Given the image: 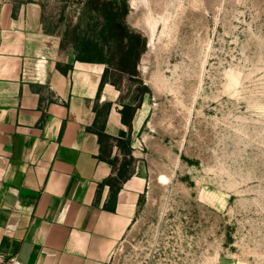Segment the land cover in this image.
Wrapping results in <instances>:
<instances>
[{
	"label": "rangeland",
	"instance_id": "obj_1",
	"mask_svg": "<svg viewBox=\"0 0 264 264\" xmlns=\"http://www.w3.org/2000/svg\"><path fill=\"white\" fill-rule=\"evenodd\" d=\"M43 1L66 48L103 0ZM118 2L148 49L112 79L151 112L146 192L110 264H264V0Z\"/></svg>",
	"mask_w": 264,
	"mask_h": 264
},
{
	"label": "crops",
	"instance_id": "obj_2",
	"mask_svg": "<svg viewBox=\"0 0 264 264\" xmlns=\"http://www.w3.org/2000/svg\"><path fill=\"white\" fill-rule=\"evenodd\" d=\"M62 36L43 0H0V259L110 264L146 192L140 134L151 108L102 83L106 65L78 61ZM131 158L128 179L112 189L107 180Z\"/></svg>",
	"mask_w": 264,
	"mask_h": 264
},
{
	"label": "trees",
	"instance_id": "obj_3",
	"mask_svg": "<svg viewBox=\"0 0 264 264\" xmlns=\"http://www.w3.org/2000/svg\"><path fill=\"white\" fill-rule=\"evenodd\" d=\"M89 4V8L95 11L96 16L90 15L84 25H77L66 32V37L78 52L77 60L106 65L102 83L109 81L117 85L112 79L113 72L137 77L141 57L148 49V38L126 24L125 18L129 12L127 4L125 2L119 4L118 0H103L98 6H94L93 1ZM147 91L143 89L140 101ZM122 113L124 123L130 125L133 118L132 107L124 106ZM97 133L101 143L110 139L104 132V126H101ZM124 139L125 132H122L119 138L120 145L126 154L130 155V139ZM107 161L115 166L117 159ZM129 161L130 159H125L116 176L107 180L112 189L118 191L122 183L128 179Z\"/></svg>",
	"mask_w": 264,
	"mask_h": 264
},
{
	"label": "built area",
	"instance_id": "obj_4",
	"mask_svg": "<svg viewBox=\"0 0 264 264\" xmlns=\"http://www.w3.org/2000/svg\"><path fill=\"white\" fill-rule=\"evenodd\" d=\"M0 264H24L17 256L0 259Z\"/></svg>",
	"mask_w": 264,
	"mask_h": 264
}]
</instances>
